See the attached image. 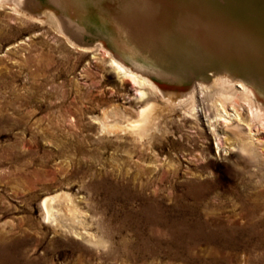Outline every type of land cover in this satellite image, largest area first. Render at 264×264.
<instances>
[{
  "label": "rangeland",
  "instance_id": "374dc122",
  "mask_svg": "<svg viewBox=\"0 0 264 264\" xmlns=\"http://www.w3.org/2000/svg\"><path fill=\"white\" fill-rule=\"evenodd\" d=\"M24 10L38 19L0 6V264H264V145L220 151L202 120L172 108L135 140L102 132L104 109L137 121L145 100L166 99L123 79L104 49H81L104 45L168 93L227 74L264 102V0ZM48 197L62 223L45 218Z\"/></svg>",
  "mask_w": 264,
  "mask_h": 264
},
{
  "label": "bare ground",
  "instance_id": "6f19581e",
  "mask_svg": "<svg viewBox=\"0 0 264 264\" xmlns=\"http://www.w3.org/2000/svg\"><path fill=\"white\" fill-rule=\"evenodd\" d=\"M25 2L26 0H0V6L10 5L15 12L22 13L32 19H38L37 16L30 14V12H25ZM63 28L60 29V32L66 35V30ZM81 49L92 52L104 49L105 52L103 54H107L110 57L112 68L121 74L123 79L129 78L141 87L150 86L166 99L164 105H160V103L155 101L145 100L146 92L142 88L137 89L140 91V99L146 102L138 111L140 119L135 121L128 118L131 119L128 120L127 116L122 113H119L118 117L116 107L106 108L103 110L102 115L97 118L101 122L102 132L113 134L120 130L121 133L130 134L132 139L135 140L136 135H147L148 129L152 125L155 127V118L161 116L165 110L172 108L173 111L179 109L184 111V113H188L193 118L198 119L199 122L202 120L204 128L210 135L215 137L217 149L220 151L231 152L234 148H238L257 152L259 148H263L264 141L260 132L264 133V102L261 101L260 95L257 94L254 87L246 80L222 74L211 78L207 82H197L198 84L188 93H168L162 89L149 72L145 69L128 65L104 45L84 46ZM163 75L169 76L166 73ZM242 111H246V115ZM261 128L262 131H260ZM228 141H230L229 147L226 148L225 145ZM54 199L55 197H48L43 202L45 218L55 224H59L60 222L62 223V220L58 221L59 219L56 216V212L59 209H55ZM68 201H71L69 197ZM67 203L68 210L72 212L73 220L76 221L79 210L72 203ZM61 227L67 228L82 237H86L88 233L84 234L78 231L79 229L73 225L61 224Z\"/></svg>",
  "mask_w": 264,
  "mask_h": 264
}]
</instances>
